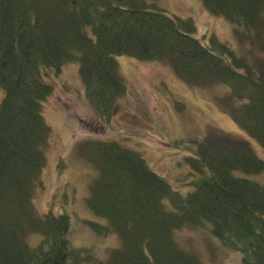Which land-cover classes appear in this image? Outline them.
Returning <instances> with one entry per match:
<instances>
[{"label":"trees","instance_id":"1","mask_svg":"<svg viewBox=\"0 0 264 264\" xmlns=\"http://www.w3.org/2000/svg\"><path fill=\"white\" fill-rule=\"evenodd\" d=\"M201 1L247 31L239 36L261 57L205 46L191 19L151 0H0V264H100L93 249L73 243L75 189L63 185L46 209L36 207L50 133L42 101L53 88L44 78L76 62L85 96L111 115L127 91L122 55L168 62L190 85L223 83L243 132L226 138L232 145L193 141L181 188L138 151L116 142L87 149L101 171L85 198L92 217L81 224L120 239L105 264H224L223 250L239 264H264V159L255 148L264 155V0Z\"/></svg>","mask_w":264,"mask_h":264},{"label":"rangeland","instance_id":"2","mask_svg":"<svg viewBox=\"0 0 264 264\" xmlns=\"http://www.w3.org/2000/svg\"><path fill=\"white\" fill-rule=\"evenodd\" d=\"M151 2L156 9L191 19L196 25L195 36L203 44L213 42L217 49L232 53L235 49L246 54L249 61L261 57L254 41L251 43V39L239 36L247 31L233 30L231 22L211 12L200 0ZM116 63L127 92L115 101L111 115L93 107L84 95L77 64L69 63L59 75L49 71L44 78L53 84L42 112L51 130L42 145L47 163L41 173L43 186L35 198L36 207L38 211L46 209L52 193L63 185L75 189L73 198L68 196L77 215L72 240L77 246L93 249L100 264L106 263L110 250L118 246L120 239L113 232L95 234L81 224L80 219L92 217L86 209L85 198L100 180L101 171L100 164L85 155L84 150L117 141L121 151H138L150 168L175 188H181L188 171L182 161L191 154L187 147H193V141L203 137L207 142L214 139L221 146L232 145L233 141L227 139L236 140V131L240 132L231 118L234 107L223 83L200 81L189 85L165 61L147 62L122 55L116 57ZM3 97L4 89L0 87V102ZM255 148L264 159L262 151L256 145ZM260 176L263 178L264 172ZM178 234L194 239L185 230ZM223 261L239 264L225 250Z\"/></svg>","mask_w":264,"mask_h":264}]
</instances>
